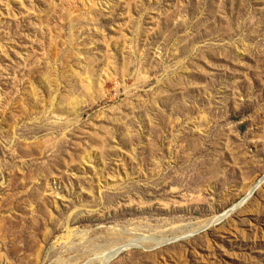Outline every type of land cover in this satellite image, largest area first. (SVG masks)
<instances>
[{
  "label": "rangeland",
  "instance_id": "374dc122",
  "mask_svg": "<svg viewBox=\"0 0 264 264\" xmlns=\"http://www.w3.org/2000/svg\"><path fill=\"white\" fill-rule=\"evenodd\" d=\"M262 178L264 0H0V264H264Z\"/></svg>",
  "mask_w": 264,
  "mask_h": 264
},
{
  "label": "water",
  "instance_id": "95a60500",
  "mask_svg": "<svg viewBox=\"0 0 264 264\" xmlns=\"http://www.w3.org/2000/svg\"><path fill=\"white\" fill-rule=\"evenodd\" d=\"M264 181V178L263 180ZM262 181L254 188L252 194L250 196H248L247 198L243 199L238 205L234 206L232 209H230L222 218H225L226 216L232 214L234 211H236L238 208H240L241 206H243L247 201L248 199L254 194V192L258 189L259 185L262 183ZM168 244H171V242H166L164 243L163 245H168ZM161 245V246H163ZM159 246V247H161ZM159 247H156V248H153V250L155 249H158ZM130 248H140V249H145L143 246H140V245H132L130 247H127V249H130ZM120 254V253H119ZM118 254V255H119ZM118 255H116L115 257H117ZM113 257V258H115Z\"/></svg>",
  "mask_w": 264,
  "mask_h": 264
},
{
  "label": "bare ground",
  "instance_id": "6f19581e",
  "mask_svg": "<svg viewBox=\"0 0 264 264\" xmlns=\"http://www.w3.org/2000/svg\"><path fill=\"white\" fill-rule=\"evenodd\" d=\"M262 180H263V178L257 183V185H258ZM257 185H256V186H257ZM256 186H255V187H256ZM253 190H254V188H252V189L249 191V193L246 195L245 198H247L248 196H250V195L252 194ZM136 244H137V243H136ZM136 244H132V245H136ZM132 245H130V246H132ZM130 246H127V247H130ZM122 251H124L123 248L118 249L116 252H114V253L111 255L110 258L115 257L116 255H118V254L121 253Z\"/></svg>",
  "mask_w": 264,
  "mask_h": 264
}]
</instances>
